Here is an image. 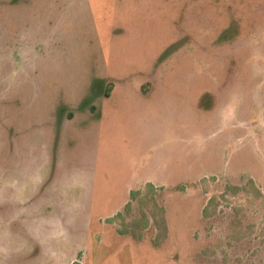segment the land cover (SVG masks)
<instances>
[{
    "label": "rangeland",
    "instance_id": "1",
    "mask_svg": "<svg viewBox=\"0 0 264 264\" xmlns=\"http://www.w3.org/2000/svg\"><path fill=\"white\" fill-rule=\"evenodd\" d=\"M75 259L264 264V0H0V264Z\"/></svg>",
    "mask_w": 264,
    "mask_h": 264
},
{
    "label": "trees",
    "instance_id": "2",
    "mask_svg": "<svg viewBox=\"0 0 264 264\" xmlns=\"http://www.w3.org/2000/svg\"><path fill=\"white\" fill-rule=\"evenodd\" d=\"M110 89V84L105 87V94L108 93ZM147 184L152 188L153 192L155 191V186L151 182H147ZM139 195L138 189H132L129 192V198L124 203L123 209L120 211H117L113 216L106 217V220L108 222L114 220L115 217H120V225L117 226L116 230L119 233H128L131 234L134 237L141 238L144 232L145 224L147 221V217L145 213L140 209L139 216H135L133 212V206H132V200L133 198L137 197ZM144 200V198H142ZM141 201H139L140 203ZM141 204V203H140ZM155 215L153 217V221L155 226L158 229L157 235L154 238V242H159L161 238H163L167 233V224L164 216V206L161 204L156 205ZM134 214V215H133ZM69 264H80L78 259L73 260Z\"/></svg>",
    "mask_w": 264,
    "mask_h": 264
}]
</instances>
